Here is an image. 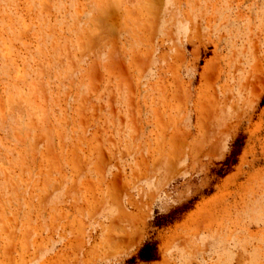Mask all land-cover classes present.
<instances>
[{
	"label": "rangeland",
	"instance_id": "1",
	"mask_svg": "<svg viewBox=\"0 0 264 264\" xmlns=\"http://www.w3.org/2000/svg\"><path fill=\"white\" fill-rule=\"evenodd\" d=\"M0 264H264V0H0Z\"/></svg>",
	"mask_w": 264,
	"mask_h": 264
}]
</instances>
